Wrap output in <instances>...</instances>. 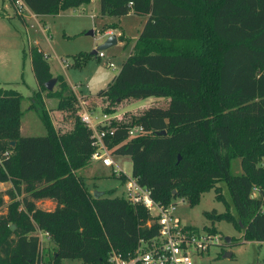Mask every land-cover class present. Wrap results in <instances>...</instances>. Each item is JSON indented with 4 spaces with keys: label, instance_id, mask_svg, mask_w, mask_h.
I'll return each mask as SVG.
<instances>
[{
    "label": "trees",
    "instance_id": "trees-1",
    "mask_svg": "<svg viewBox=\"0 0 264 264\" xmlns=\"http://www.w3.org/2000/svg\"><path fill=\"white\" fill-rule=\"evenodd\" d=\"M24 1L36 14H54L90 0ZM98 3L101 14L132 10L148 15L118 72L97 92L109 100L103 110L113 112L115 102L129 97L168 98L129 119L113 117L115 129L105 136L111 153L130 154L131 175L160 203L183 196L194 204L214 187L226 207L205 215L230 220L245 240H264V0ZM117 39L128 38L122 32ZM29 54L37 83L30 106L46 132H20L23 93L0 83V182H13L0 190V207L5 193L11 199L0 212V264H61L63 257L115 264L110 252L126 256L140 238L157 233V222L143 204L125 195L94 194L87 188L77 169L91 159L92 129L77 115L71 129L56 128L43 96L59 97L56 106L72 111L78 98L62 74L55 75L58 88L47 89L44 83L53 73L43 49L31 44ZM93 54L99 57L76 52L74 64ZM26 55L23 49V66ZM134 124L144 131L130 136ZM234 157H240L241 173L231 171ZM118 174L125 181L127 174ZM219 181L226 183L230 202ZM45 197L55 201L53 208L36 204ZM203 227L216 232L214 225ZM38 228L55 242L47 259Z\"/></svg>",
    "mask_w": 264,
    "mask_h": 264
},
{
    "label": "rangeland",
    "instance_id": "rangeland-1",
    "mask_svg": "<svg viewBox=\"0 0 264 264\" xmlns=\"http://www.w3.org/2000/svg\"><path fill=\"white\" fill-rule=\"evenodd\" d=\"M3 0H0V10L3 8ZM8 5L14 6L17 13L26 16L25 24L19 16L13 21L0 15V83L8 87H15L23 93V115L21 117L20 132L25 135H38L46 132L35 108L30 106V95L37 87L36 79L31 67L29 48L34 40H38L46 52V58L50 62L53 75L62 74L66 81L71 82L77 98H84V104L93 116H101L105 112L103 108L109 105L107 97L97 95V92L106 87L113 75L118 72L123 59L128 55L133 39L144 22V16L134 12L121 15L104 14L99 11V3H82V6L61 9L58 13L29 14L19 12L15 0H5ZM12 3V4H11ZM25 18V17H24ZM107 24H112L103 29ZM118 36L120 33L128 39H118L102 48L104 55L97 57L95 54L86 58L80 65L74 64L73 55L80 51L90 52L102 43L108 34L106 29ZM110 33V34H111ZM23 49L27 52L23 66ZM109 62H112L110 65ZM22 70L23 77L22 79ZM56 80L53 88H58ZM35 98V97H34ZM44 104L49 109L54 125L59 131L65 132L73 126L74 116H80L82 106L78 101L76 110L58 108V98L55 95L43 96ZM168 98H160L150 95L140 98H124L113 104V112H105L119 119H129L132 115L139 114L149 104H166ZM95 109V110H91ZM109 149V148H108ZM110 151V149H109ZM111 152V151H110ZM116 164L126 174L132 170L130 154L111 153ZM1 161V157H0ZM264 165V157L261 160ZM115 166L104 165L99 159H90L87 165L79 168V174L91 192L109 191L111 195H125V181L115 171ZM231 171L241 173L240 157H234L231 161ZM221 190L230 202V194L226 183L219 181ZM3 188V189H2ZM10 187H0L6 190ZM23 193L17 195L21 200ZM5 203L0 207V212L6 211L11 201L9 194L5 193ZM174 214L181 221L198 227L214 225L219 233V243L213 244L200 257L194 255L195 264H264V240L243 239L242 230L228 219L221 218L211 220L205 215L206 210L214 209L216 212L225 209L223 200L215 196V189L202 192L198 202L190 204L183 196L173 198ZM233 211V207H231ZM38 235L40 231H35ZM41 235V234H40ZM225 235L232 240L226 241ZM51 238L42 240L41 254L47 259L54 246ZM230 251V255H225ZM61 264H84L80 257H63Z\"/></svg>",
    "mask_w": 264,
    "mask_h": 264
},
{
    "label": "built area",
    "instance_id": "built-area-1",
    "mask_svg": "<svg viewBox=\"0 0 264 264\" xmlns=\"http://www.w3.org/2000/svg\"><path fill=\"white\" fill-rule=\"evenodd\" d=\"M15 1L19 12L36 14L24 0ZM97 53L99 56L104 55L102 49H98ZM78 101L82 106L80 118L92 129V144L95 148L91 157L101 160L104 165H114L118 173L123 172L105 143V136L112 134L115 129L112 123L113 116L105 112H102L101 116H93L84 104V99L78 98ZM143 131L141 124H134L128 128L130 136ZM125 196L130 202L141 203L148 209L149 214L157 222L158 231L150 237L140 238L136 248L126 256L112 250L109 260L115 264H195L194 255L200 257L211 245L219 243V233L181 221L180 217L174 214L173 201L168 203L156 201L151 196L149 187L141 184L131 174H127L125 179ZM44 234L49 236L47 230H44ZM41 242L40 237V244Z\"/></svg>",
    "mask_w": 264,
    "mask_h": 264
},
{
    "label": "crops",
    "instance_id": "crops-1",
    "mask_svg": "<svg viewBox=\"0 0 264 264\" xmlns=\"http://www.w3.org/2000/svg\"><path fill=\"white\" fill-rule=\"evenodd\" d=\"M3 2V8L0 10V15H2V16H5V17H8V18H10L12 21H13V18L14 17H16V16H19V18L25 23V24H27L28 22H27V18H26V16H21V14H19V13H17L16 12V10H15V8H14V6L12 5V6H10V5H8L7 4V2L5 1V0H3L2 1ZM91 2V1H90ZM93 2H98V0H92V2L91 3H93ZM12 4V3H11ZM79 6H82V4H80ZM129 12H133L132 10H130ZM44 14H46V13H44ZM102 15H104V14H102ZM140 15H143L144 16V22H143V24H142V26H141V28L139 29V31H138V33L140 32V30L142 29V27H143V25H144V23H145V21H146V19H147V17H148V15L146 14H140ZM25 17V18H24ZM112 31H111V29L109 28V29H106L105 30V33L106 34H110ZM118 42V41H117ZM116 42V43H117ZM134 42H135V40L133 39V42H132V45H131V48H130V51H129V53L131 52V49H132V46H133V44H134ZM34 43H36L41 49H43V47L40 45V43L38 42V40H34ZM43 51H44V53H46L45 52V50L43 49ZM128 53V54H129ZM47 57V56H46ZM125 59V58H124ZM123 59V60H124ZM49 64H50V62H49ZM50 70H51V72L53 73V74H56V73H54L53 71H52V69H51V66H50ZM55 76V75H54ZM69 84L70 85H72L73 87H74V85L71 83V82H69ZM89 110V109H88ZM91 110H95V109H91ZM92 158V157H91ZM92 159H94V158H92ZM97 160V159H96ZM121 167V166H120ZM77 172L79 173V168L77 169ZM131 174V173H130ZM13 185V182H12V180H6V181H1L0 182V187H4V188H6V187H11ZM86 185V184H85ZM87 186V185H86ZM88 188V187H87ZM3 189V188H2ZM89 189V188H88ZM90 190V189H89ZM91 191V190H90ZM35 202H36V204L38 205V206H40V207H42V208H45V209H50V208H53L54 206H55V201L53 200V199H51V198H49V197H45V198H40V199H37V200H35ZM37 231H40V233H39V236L41 237V239L43 240L44 238L46 239V238H50V235L49 236H47V235H45L44 234V230L43 229H36ZM41 234V235H40ZM39 237V238H40ZM231 237V236H230ZM55 243V242H54ZM55 245V244H54ZM42 242H41V244H40V248H42ZM40 251H41V249H40Z\"/></svg>",
    "mask_w": 264,
    "mask_h": 264
},
{
    "label": "water",
    "instance_id": "water-1",
    "mask_svg": "<svg viewBox=\"0 0 264 264\" xmlns=\"http://www.w3.org/2000/svg\"><path fill=\"white\" fill-rule=\"evenodd\" d=\"M117 41H118V39H117L116 34L111 33V34H109L106 37V39L102 43H100L98 45L97 48L92 49L91 52L96 53L98 49L105 48V47H107V46H109V45H111L113 43H116ZM56 80H57V77L54 76V75L52 77H50L48 80H46L45 83H44L46 88L47 89H52ZM162 131H164V130H162ZM93 193L97 194V193H101V191L95 190V191H93ZM12 227H15V225L13 224ZM224 238L226 239V241H228V242L230 241V236L229 235H225ZM230 254H231L230 251H226L225 252V255H230Z\"/></svg>",
    "mask_w": 264,
    "mask_h": 264
}]
</instances>
